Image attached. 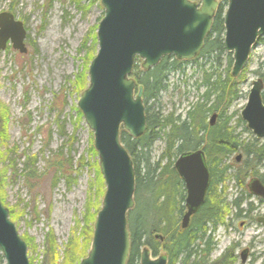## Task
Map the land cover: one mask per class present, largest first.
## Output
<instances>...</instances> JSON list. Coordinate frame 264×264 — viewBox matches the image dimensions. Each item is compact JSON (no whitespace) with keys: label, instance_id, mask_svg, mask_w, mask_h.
Listing matches in <instances>:
<instances>
[{"label":"rangeland","instance_id":"rangeland-1","mask_svg":"<svg viewBox=\"0 0 264 264\" xmlns=\"http://www.w3.org/2000/svg\"><path fill=\"white\" fill-rule=\"evenodd\" d=\"M3 11L25 27L26 52L20 53L9 43L0 50V128L4 134L0 135V200L8 209V219L26 242L30 264H42L50 246L48 235L53 240L56 264L62 259L69 239H77V249L83 258L91 240L83 250L78 234L83 220L90 218L86 213L91 216L92 227L101 208L105 183L99 173L97 152L92 156L88 150L90 145L93 148V136L77 102L87 86L89 64L98 48L96 30L104 14L103 7L100 0H0V13ZM220 58L222 66L225 60ZM141 62L138 59L136 64L142 69ZM197 63L206 70L209 64L211 70L218 65L198 58L196 62L184 61L180 68L169 71L166 89L159 92L154 102L148 101L154 111L160 110L164 116L168 113L185 116L202 94V89L197 88L201 79ZM254 71L264 72L262 41L252 47L239 76L238 97L217 119L221 124L229 116L228 126L240 135L243 143L254 139L245 124L238 121L251 82L257 76ZM81 77L84 87L79 90L76 86ZM150 149L152 159L157 160L164 150V140L158 138ZM239 153L241 150L222 162L231 168L218 189H223L228 198L239 190L233 185L235 169L241 167L234 161ZM25 155L35 165V181L28 182L23 176ZM57 157L63 164H71L69 182L56 171ZM245 158L244 155L242 160ZM254 171L259 173L257 169ZM158 253L163 256L165 251Z\"/></svg>","mask_w":264,"mask_h":264},{"label":"water","instance_id":"water-1","mask_svg":"<svg viewBox=\"0 0 264 264\" xmlns=\"http://www.w3.org/2000/svg\"><path fill=\"white\" fill-rule=\"evenodd\" d=\"M100 1L104 14L96 30L98 48L90 61L88 83L78 98L77 108L92 132L105 191L92 224L88 253L78 264H126L130 250L126 214L134 206L135 171L119 136L121 129L131 138L147 129L142 87H137L130 75L133 61L142 60L141 67L147 70L165 55L180 61L195 58L222 0H200L199 4L191 0ZM225 2L223 47L231 53V75L237 78L257 39L264 35V0ZM24 36L21 21L9 12L0 13V50L9 43L11 48L25 53ZM261 89V79H254L239 112L240 119L257 139L264 138ZM173 167L187 191L183 228L204 201L208 169L202 149L181 153ZM250 188L255 195L264 194L257 179L250 182ZM26 248L0 200V253L4 263L30 264ZM139 257V264L166 263L165 256H152L146 247Z\"/></svg>","mask_w":264,"mask_h":264},{"label":"trees","instance_id":"trees-1","mask_svg":"<svg viewBox=\"0 0 264 264\" xmlns=\"http://www.w3.org/2000/svg\"><path fill=\"white\" fill-rule=\"evenodd\" d=\"M225 8L226 2L222 0L213 16L211 29L205 37L201 51L192 59L193 62H196L198 58H204L210 60L211 63L216 62L218 65L213 68L214 70H211L212 64H209L206 70L197 63L201 71V79L197 88L202 89V94L199 96V100L184 113L183 118L181 115L174 117L172 113L164 116L160 110L154 111L152 103L149 104L148 101L154 102L157 99L159 92L167 87L168 72L180 68L184 61L175 60L172 56L165 55L154 67L147 70H142L136 64L138 58L133 61L130 75L135 81V85L142 87L141 96L143 97L147 129L136 138H131L126 131L121 129L119 136L124 149L128 151L133 171H135L134 206L126 214L130 236V250L126 264H139V255L143 247L148 248L152 256H156L160 250H164L168 256L167 264H175L179 257L177 264H188L185 252L189 241L195 236L197 230H192L195 225L184 231L180 229L179 219L183 213L184 190L182 182L173 169L175 158L180 152L191 151L204 143L207 162L211 168V177L215 175L218 178V185L224 183L229 168L222 164L224 158L238 150H245V154L252 160L264 157L263 147H258L256 142L254 145H247L248 143L243 145L242 139L239 138L240 135L234 134V129L228 126L229 116L219 125L211 128L206 125L210 113H216L219 115L218 118H221L226 112L232 101L238 97L237 85L241 82L239 77L234 78L231 75L232 59L230 53H227L223 47ZM261 41L264 42V38L259 39V42ZM221 56L225 60V64L222 66ZM83 82L81 77L77 82L78 86H76L79 90L83 89ZM238 121H240L239 118ZM0 135L4 137L1 128ZM158 138L164 140V150L157 160H153L150 148ZM88 150L92 156L96 154L91 145ZM59 158L54 162L57 167L56 171L65 178L66 182H69L71 164L69 166L67 163L63 164L64 161H60ZM79 163L82 165V160ZM22 164L23 176L26 180L28 182L35 181L37 176L33 160L25 155ZM96 173L99 175L97 171ZM233 177L237 181L239 180L237 173ZM206 204L200 210L201 215L198 216L203 221L211 219L210 216L215 214L211 208H207ZM85 216L91 218L88 213ZM90 218L83 220V227L78 234L83 250H86L85 244L91 240ZM157 235L163 238L161 242L157 239ZM47 240H49L50 246L48 245L41 263L56 264L55 251L51 247L53 241L51 235H48ZM76 244L77 239H69L59 264H78L82 254L79 255L80 251L78 252ZM2 259L3 257L0 256V264H2Z\"/></svg>","mask_w":264,"mask_h":264},{"label":"flooded vegetation","instance_id":"flooded-vegetation-1","mask_svg":"<svg viewBox=\"0 0 264 264\" xmlns=\"http://www.w3.org/2000/svg\"><path fill=\"white\" fill-rule=\"evenodd\" d=\"M257 42H259V40ZM254 73L257 75L254 79L258 78L262 81L261 101L264 103V72L259 73V71H254ZM212 115H214L213 118ZM218 116L219 115L216 113H211L209 120L206 122L208 128L219 125L217 120ZM240 123L244 122L240 119ZM255 142L258 144V147H263L264 149V138L257 139L254 137L252 142L248 144L244 143L243 145H254ZM203 145L204 143H201L200 146L191 150L202 149L205 157V164L208 169V184L203 198L204 201L195 210L194 214L189 217L188 225L183 228L181 226V219L186 210L185 197L187 191L184 187V181L181 180L177 174L179 180L182 182L184 190V197L182 199L183 213L179 219L180 229L184 231L189 229L190 226L195 225L192 230H197L195 236L189 241V246L185 252V255L188 257L187 263L264 264V194L255 195L250 188V182L253 179H257L264 188V157H257L258 159L252 160L250 156L245 154L246 151L244 150L234 158L235 163H240L241 166L235 169L234 172L235 174L237 173L239 180H233L234 188H239V190L235 192L234 196L228 198L227 194L223 193V189H218V186L221 185L217 184L218 178H216L215 175L211 177V168L207 162L208 159ZM183 152L188 151H182L180 154ZM180 154H178L177 157ZM244 155L246 158L242 160ZM226 165L231 168L228 164ZM255 169L259 170V173L254 171ZM205 203H207V208H211L215 214L210 216L211 219L203 221L202 218L198 216L201 215L200 210ZM238 232L240 233L238 234ZM157 239L161 242L163 238L159 236ZM156 256L161 255L158 253ZM163 256H165V264H167L168 256H166V253ZM179 258L176 260L175 264H177Z\"/></svg>","mask_w":264,"mask_h":264}]
</instances>
